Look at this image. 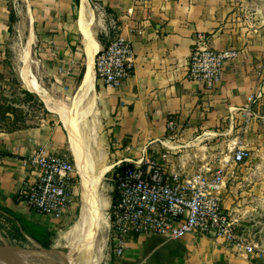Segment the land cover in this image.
Returning a JSON list of instances; mask_svg holds the SVG:
<instances>
[{
    "label": "crops",
    "instance_id": "crops-1",
    "mask_svg": "<svg viewBox=\"0 0 264 264\" xmlns=\"http://www.w3.org/2000/svg\"><path fill=\"white\" fill-rule=\"evenodd\" d=\"M198 32L208 36L212 48L237 52L211 89L187 78V57ZM116 35L130 40L134 67L110 89L96 81L95 57ZM23 36V51L32 36L28 64L44 92L23 87L40 99L47 117L36 125L0 130V230L13 243L35 244L37 254L58 246L71 208L61 217L43 215L19 201L17 193L33 178L26 162L34 149L65 152L66 129L52 117L60 105L57 94L73 88L78 94L90 68L93 88L87 99L95 98L102 142L108 162L112 159L106 164L113 170L168 149L166 168L191 174L205 164L188 166L184 159L191 153L213 160L221 158L224 146L249 150L250 136L264 142L253 134L264 126V0H0V68ZM260 90L262 97L250 104L249 97ZM169 120L175 124L171 132ZM207 149L212 152L202 153ZM252 159L250 174H256L264 154ZM222 203L227 211L229 204ZM48 234L50 245L44 248L37 241ZM259 243L264 247V240ZM103 264H264V256L242 255L206 236L170 240L141 234L127 238L120 257L111 247Z\"/></svg>",
    "mask_w": 264,
    "mask_h": 264
},
{
    "label": "built area",
    "instance_id": "built-area-1",
    "mask_svg": "<svg viewBox=\"0 0 264 264\" xmlns=\"http://www.w3.org/2000/svg\"><path fill=\"white\" fill-rule=\"evenodd\" d=\"M236 55L234 50L212 48L208 36L198 32L187 57V78L211 89L222 81L226 62ZM133 67L130 40L116 35L96 54V81L115 89L132 73ZM261 97L260 90L249 97V103H256ZM261 119L264 123V117ZM166 128L173 131L174 122L167 121ZM157 154L158 157L144 156L133 161V168L112 176L117 190L116 204L109 214V240L114 255L122 256L128 237L155 234L170 240L187 235L206 236L242 255L264 256L263 246L237 232L236 220L222 204L227 162L215 169L204 165L183 175L166 168L168 149ZM249 157L248 150L236 148L231 163L241 164ZM26 164L33 178L18 190L19 201L43 215L56 218L64 215L73 205L76 187V169L69 156L38 147Z\"/></svg>",
    "mask_w": 264,
    "mask_h": 264
},
{
    "label": "rangeland",
    "instance_id": "rangeland-1",
    "mask_svg": "<svg viewBox=\"0 0 264 264\" xmlns=\"http://www.w3.org/2000/svg\"><path fill=\"white\" fill-rule=\"evenodd\" d=\"M240 3L236 5V8H239ZM21 39L17 40L16 45L14 46V52L9 54V59L5 64L0 68V105L11 107L13 110L8 113V117L10 118V122H12L14 119H18L16 125H36L41 122L42 118H46L47 115L44 113L41 106L34 103L33 100L25 99L24 94L22 93V89L24 87L26 89L34 90L37 87L40 88L36 77L32 74L27 75L24 71L23 64L21 65L22 56H24L25 51H23L24 46V40L25 37H20ZM23 52V53H22ZM30 51L28 55L26 56V61H29ZM30 67V66H29ZM19 71H20V78L19 80ZM24 86V87H23ZM42 91V89L40 88ZM76 89H72L71 92H68L67 94H57L58 98L57 102L63 107L70 108L72 107V101L74 97L76 96ZM44 92V91H42ZM94 106L91 109L90 113L83 118V120L80 121V131L82 135V139L85 141V144H87L88 150L92 152L94 157L99 160V166L108 165L106 162H108V146L105 142H102V136L105 133L104 129H101L100 126V119L99 115L97 113L95 98L93 99ZM91 101V98L88 102ZM85 105H81L79 109L83 108ZM53 119L56 121H59V124L63 125V122L61 120V117L59 115V112H55L53 114ZM6 124L2 121H0V130H4V127ZM252 133V132H251ZM253 134H257V137H261L264 139V126L263 127H256V130L253 131ZM251 135V134H250ZM66 136V145H65V152L69 158L72 160L73 165L75 164L72 156V152L70 150V144H69V136L67 132H65ZM251 137V136H250ZM248 138L249 144V151L250 157L246 159L241 164H233L231 163V156L233 152L235 151V148H231L228 146H224V149L219 150L221 153V158H216L213 160H210L207 157H193V155L189 154L188 157H186L184 160L188 161V166L190 165H197L201 163H205L203 165L195 166L192 170L193 172L198 171L199 168H201L204 165H207L208 167H211V169H215L218 166H223L225 162L228 163V174L226 175V182H225V188L227 194L223 192L221 200L224 201L229 210L230 213H232V217L238 218L239 220H236V230L237 232L246 238L247 240L251 242H255L258 245H261L259 243L260 239L264 240V160L256 162L258 165L261 166L260 171L258 173L250 174L252 173V169L255 168L254 164L255 161L252 159V156L257 153H263L264 154V142L262 141H256L254 142V138ZM104 139V138H103ZM233 139V137H232ZM112 148V147H111ZM192 147H189V150H191ZM114 150V149H112ZM211 149L203 150L202 153H205L207 155L208 153H211ZM99 153V154H98ZM149 158H154L152 155H148ZM102 159V160H101ZM192 159V160H191ZM193 159H197L193 161ZM101 160V162H100ZM111 157L109 158V164L111 161ZM75 169L76 166L74 165ZM77 171V170H76ZM113 168H111L106 174L104 175L102 179L101 184V190L102 193L104 192L106 198H107V206L103 210V217L105 218L103 221V225L101 227V230H99L98 237L96 240V245L94 250L95 258L97 259L96 264H103L104 256L107 252H111V246H110V221H109V214L111 209V200L113 196V191L115 188L114 182L112 179V173ZM248 171L249 174L246 172ZM192 173V172H191ZM247 175V178H245ZM250 175V177H248ZM104 189V190H103ZM231 189V193L230 190ZM225 194V195H224ZM224 195V196H223ZM223 204V203H222ZM81 208V202H80V196H79V176L76 172V187H75V195L73 200V205L71 207V213L68 215V220L65 223V225L61 228V231L59 232V237L63 235L65 232L71 228L72 224H74L77 221V218L79 217ZM106 220V222H105ZM240 221V222H239ZM242 221V223H241ZM7 230V229H6ZM1 232V230H0ZM7 232V231H5ZM3 234L1 232L0 234V244H6L8 246H11L17 250H25L27 252H32L33 254L36 252H39L40 249H38L36 246L33 245V243H13L9 241L7 238L3 237ZM2 235V236H1ZM66 246H57L52 247L49 252L42 251V255L34 254L30 258L31 260L36 263L40 264L41 262L49 261L53 264H68L66 259H58V257H55L54 254H58L63 256L64 252L66 251L67 244H64ZM262 246V245H261ZM44 254V255H43ZM0 260L6 261L2 258Z\"/></svg>",
    "mask_w": 264,
    "mask_h": 264
},
{
    "label": "bare ground",
    "instance_id": "bare-ground-1",
    "mask_svg": "<svg viewBox=\"0 0 264 264\" xmlns=\"http://www.w3.org/2000/svg\"><path fill=\"white\" fill-rule=\"evenodd\" d=\"M31 37L32 36H29L26 40L25 53L22 58L23 68L27 75H31L28 61L25 59L30 51ZM90 70L91 68L88 69L86 80L81 90L74 98L72 107L67 108L58 105L53 108L59 112L64 128L69 136L70 150L79 176V196L81 202L79 217L77 221L72 224L71 228L59 237L58 242L56 241L59 247L66 246L64 244H67L63 256L68 264L97 263L94 250H96L95 245L99 230H101L105 219L103 217V210L108 204L104 192L102 193L101 184L104 175L112 166L98 165L99 160L88 150L87 144H85V141L82 139L79 124L80 121L90 113L94 106L93 100L91 99V101L88 102L90 99H87L89 92L93 88V75ZM81 105L85 106L79 109ZM17 252L25 264H36L30 258L36 253L33 254L32 252L30 253L20 249L17 250ZM0 264L11 263L0 260ZM40 264L53 263L45 261Z\"/></svg>",
    "mask_w": 264,
    "mask_h": 264
},
{
    "label": "trees",
    "instance_id": "trees-1",
    "mask_svg": "<svg viewBox=\"0 0 264 264\" xmlns=\"http://www.w3.org/2000/svg\"><path fill=\"white\" fill-rule=\"evenodd\" d=\"M10 22L11 23L14 22L13 13L10 14ZM10 30H11V25H10ZM22 93L24 94L25 99L33 100L34 103H36L42 107L44 113H47V111L45 110V108L43 106V103L36 96V94H33V93H31L25 89H22ZM12 110L13 109L9 106H6L4 108V106L0 105V121L4 122L6 124V126L4 127L5 131H13V130L18 129V126L16 125L18 119H14L12 122L9 121L10 118L8 117V113ZM129 168L130 169L133 168L132 163H123V164H121L120 167L114 169L112 176L115 178L117 173L122 174L124 170L129 169ZM116 200H117V190H116V184H115V188H114L113 196H112V200H111L110 212L112 211L114 205L116 204ZM48 236H50V234L47 235V239H45L43 241H37L44 248H49L50 240L48 239Z\"/></svg>",
    "mask_w": 264,
    "mask_h": 264
},
{
    "label": "water",
    "instance_id": "water-1",
    "mask_svg": "<svg viewBox=\"0 0 264 264\" xmlns=\"http://www.w3.org/2000/svg\"><path fill=\"white\" fill-rule=\"evenodd\" d=\"M49 252L50 250H44ZM58 259L63 260L64 256L54 254ZM0 258L6 260L11 264H25L15 248L8 246L6 244H0Z\"/></svg>",
    "mask_w": 264,
    "mask_h": 264
}]
</instances>
